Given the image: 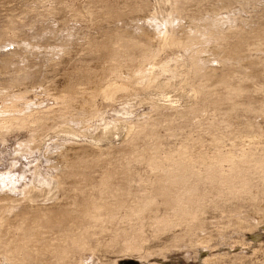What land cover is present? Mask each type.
<instances>
[{
    "label": "rangeland",
    "instance_id": "1",
    "mask_svg": "<svg viewBox=\"0 0 264 264\" xmlns=\"http://www.w3.org/2000/svg\"><path fill=\"white\" fill-rule=\"evenodd\" d=\"M0 264H264V0H0Z\"/></svg>",
    "mask_w": 264,
    "mask_h": 264
},
{
    "label": "bare ground",
    "instance_id": "2",
    "mask_svg": "<svg viewBox=\"0 0 264 264\" xmlns=\"http://www.w3.org/2000/svg\"><path fill=\"white\" fill-rule=\"evenodd\" d=\"M175 2H176V1H175ZM182 8H183V7H182ZM182 14H183V13H182ZM179 15H180V14H179ZM179 15H178V16H179ZM183 16H184V14H183ZM183 16H182V17H183ZM176 17H177V16H176ZM178 18H179V17H178ZM204 32H205V31H204ZM171 36H172V35H171ZM207 37H208V36H207ZM163 38H164V37H163ZM170 38H172V37H170ZM170 38H169V39H170ZM190 38H191V37H190ZM212 38H213V37H212ZM188 39H189V38H188ZM167 40H168V38H167ZM170 40H171V39H170ZM173 40H174V39H173ZM173 40H172V42H173ZM186 40H187V39H186ZM260 40H261V39H260ZM175 41H177V40H175ZM175 41H174V42H175ZM178 41H180V40H178ZM189 41L191 42L190 39H189ZM162 42H164V40H162ZM168 42H169L170 44H174V43H172V42L169 41V40H168ZM181 42H182V41H181ZM169 43L166 42V44H169ZM176 43H177V42H176ZM176 43H175V44H176ZM178 43H180V42H178ZM182 43H183V42H182ZM186 43H188V42L186 41ZM186 43H183V44H186ZM162 44H163V43H162ZM162 44H161V45H162ZM166 44H164V45H166ZM183 44H182V46H183ZM176 45H177V44H176ZM186 45H188V44H186ZM189 45H190V43H189ZM189 45H188V46H189ZM162 46H163V45H162ZM169 46H170V45H169ZM173 46H175V45H172V47H173ZM190 46H191V45H190ZM257 47H258V46H257ZM175 48H176V47H175ZM172 49H173V48H172ZM180 49H181V48H180ZM142 65H143V64H142ZM198 69H199V68H198ZM198 69H197V70H198ZM141 70H142V69H141ZM142 71H143V70H142ZM140 73H141V72H140ZM136 75H138V73H137ZM139 75H140V74H139ZM112 84H113V83H112ZM123 85H124V84H123ZM123 85H122V86H123ZM228 85H229V84H228ZM122 86H121V85H120V86H115V85H114L113 87L110 88L109 85H108L109 88L106 89V90H104L105 97H106V96H108V97L110 96V97H111V95L113 94V92H115L116 90L118 91L119 89H122ZM231 87H232V86H231ZM235 87H236V86H235ZM106 88H107V87H106ZM123 89H124V88H123ZM238 90H239V89H238ZM235 91H236V90H235ZM69 102H70V101H69ZM62 103H63V101H62ZM33 142H34V141H33ZM34 143H36V142H34ZM27 145H28V144H27ZM33 145H34V144H33ZM28 146H30V145H28ZM28 146H26V147H28ZM24 147H25V146H24ZM30 147H31V146H30ZM30 147H29V148H30ZM32 149H33V148H32ZM184 157H185V156H184ZM147 158H148V157H147ZM149 158H150V157H149ZM169 158H170V157H169ZM187 158H188V157H187ZM150 159H151V158H150ZM176 160H177V159H176ZM59 161H60V160H59ZM149 161H151V160H149ZM172 161H173V160H172ZM173 162H174V161H173ZM179 162H180V161H179ZM151 163H152V161H151ZM169 163H171V162H169ZM176 163H177V162H176ZM187 163H188V162H187ZM192 163H193V162H192ZM159 164H160V163H159ZM172 164H173V163H172ZM178 164H179V163H178ZM170 165H171V164H170ZM157 166H158V165H157ZM179 166H180V165H179ZM182 166H184L183 163H182V165H181L180 167H182ZM186 166H187V164H186ZM186 166H185V167H186ZM189 166H193V165L189 164ZM61 167H62V166H61ZM150 167H151V166H150ZM170 167H171V166H170ZM170 167H169V169H170ZM174 167H175V168H173V169L176 170V166H174ZM180 167H178L177 169H179ZM166 168H167V167H166ZM171 168H172V167H171ZM186 168H187V167H186ZM157 169H158V168H157ZM187 169H189V168H187ZM191 169H192V167H191ZM167 170H168V169H167ZM179 170L181 171V169H179ZM179 170H178V172H179ZM164 171H165V170H164ZM169 171H171V170H169ZM172 171H173V170H172ZM172 171H171V172H172ZM190 171H191V170H190ZM175 172H176V171H175ZM175 172H174V173H175ZM182 172H183V169H182ZM182 172H181V173H182ZM184 172H185V171H184ZM187 172H188V171H187ZM161 173H162V172H161ZM181 173H180V174H181ZM193 173H195V172H193ZM176 174H178V173H176ZM182 175H183V174H182ZM186 175H187V174H186ZM192 175L194 176V174H192ZM192 175H191V176H192ZM211 175H212V174H211ZM162 176H163V175H162ZM175 176H176V175H175ZM183 176H184V175H183ZM196 176H197V174H196ZM158 177H159V176H158ZM160 177H161V174H160ZM172 177H173V176H172ZM177 177H178V176H177ZM179 177L181 178L182 176L180 175ZM194 177H195V176H194ZM198 177H199V176H198ZM201 177H202V176H201ZM209 177H210V176H209ZM161 178H162V177H161ZM180 178H179V180H180ZM184 178H185V177H184ZM192 178H193V177H192ZM172 179H173V178H172ZM172 179H171V180H172ZM181 179H182V178H181ZM160 180H161V179H160ZM167 180H168V179H167ZM176 181H177V180H175V181L173 180V184H174V182L177 183ZM154 182H155V181H154ZM158 183H159V182H158ZM161 183H162V181H161ZM168 183H169V182H168ZM170 183H171V182H170ZM178 183L180 184V183H182V182H179V181H178ZM183 183H184V182H183ZM165 184H166V182H165ZM184 185H186V184H184ZM160 186H162V185H160ZM102 187H103V186H102ZM108 187H109V186H108ZM157 187H159V186H157ZM166 187H167V186H166ZM166 187H165V188H166ZM174 187H175V186H174ZM177 187H178V185H177ZM187 187H188V186H187ZM104 188H105V187H104ZM163 188H164V187H163ZM167 188H168V187H167ZM107 189H108V188H107ZM155 189H156V188H155ZM170 189H171V186H170ZM170 189H167V190H170ZM175 189H177V188H175ZM105 190H106V189H105ZM156 190H157V189H156ZM165 190H166V189H165ZM167 190H166V191H167ZM171 190H172V189H171ZM102 191H103V190H102ZM172 191H173V190H172ZM99 192H100V191H99ZM110 192H111V191H110ZM160 192H161V191H160ZM160 192H159V193H160ZM100 193H101V192H100ZM102 193H103V195H104V192H102ZM163 193L167 194V192H163ZM163 193H162V195H163ZM169 193H170V192H168L167 196L169 195ZM171 193H172V192H171ZM175 193H176V191H175ZM178 193L181 194L182 192H181V193L178 192ZM115 194H116V193H115ZM172 194H173V193H172ZM176 194H177V193H176ZM179 194H178V196H179ZM182 194H183V193H182ZM182 194H181V197H182ZM116 195H117V194H116ZM118 195H119V194H118ZM174 195H175V194H174ZM106 196H107V195H106ZM108 196H109V195H108ZM111 196H112V195H111ZM172 196H173V195H172ZM172 196H171V195L168 196V197H169L168 199H169V200L172 199ZM173 198H174V197H173ZM98 199H99V198H98ZM103 199H104V198H103ZM109 199H110V198H109ZM149 199H150V198H149ZM165 199H166V198H165ZM168 199H166L165 201H167ZM101 200H102V199H101ZM104 200H105V199H104ZM110 200H111V199H110ZM113 200H114V199H113ZM116 200H117V199H116ZM150 200H151V199H150ZM150 200H149V201H150ZM154 200H155V199H154ZM173 200H176L177 203H179L181 199L178 198L177 195H176V198L170 200V202H172ZM90 201H91V200H90ZM98 201H99V200H98ZM118 201L121 202V200H118ZM142 201H143V200H142ZM149 201H147L148 204L151 203V202H149ZM151 201H152V200H151ZM176 201H175V202H176ZM184 201H185V200H184ZM85 202H86V201H85ZM100 202H101V201H100ZM106 202H107V201H105V204H106ZM109 202H110V201H109ZM109 202H108V203H109ZM122 202H123V201H122ZM163 202H164V201H163ZM170 202H169V203H170ZM91 203H92V202H91ZM91 203H90V204H91ZM139 203H140V202H139ZM152 203H153V202H152ZM180 203H182V202H180ZM186 203H187V202H186ZM90 204H89V205H90ZM97 204H98V203H97ZM102 204H104V203L102 202ZM102 204H98V205H102ZM111 204H112V203H111ZM137 204H138V203H137ZM148 204H147V205H148ZM172 204H173V203H172ZM184 204H185V203H184ZM86 205H87V204H86ZM91 205H93V203H92ZM107 205H108V204H107ZM154 205H155V204H154ZM166 205H167V202H166ZM177 205H179V204H177ZM84 206H85V205H84ZM102 206H103V205H102ZM104 206H106V205H104ZM109 206H110V205H109ZM134 206H136V205H134ZM180 206H182V205H180ZM186 206H187V205H186ZM80 207H82V206H80ZM85 207H86V206H85ZM88 207H89V206H88ZM96 207H97V205H96ZM136 207L141 208L142 205H141V207H139V206H136ZM145 207H146V206H145ZM148 207H149V205H148ZM183 207H184V206H183ZM78 208H79V207H78ZM83 208H84V207H83ZM94 208H95V207H94ZM106 208H107V209H106ZM106 208H105V209L108 210L109 207L106 206ZM110 208H111V207H110ZM175 208H176V207H175ZM84 209H85V208H84ZM86 209H87V208H86ZM92 209H93V206H92ZM98 209H99V208H98ZM141 209H142V208H141ZM141 209H140V210H141ZM143 209H144V204H143ZM143 209H142V210H143ZM184 209H185V207H184ZM186 209H187V208H186ZM93 210H94V209H93ZM95 210H96V208H95ZM100 210H101V209H100ZM100 210H99V211H100ZM144 210H148V209H144ZM182 210H183V209H182ZM81 211L83 212V210L80 209V213H81ZM87 211H88V210H87ZM87 211H85L83 214H85ZM136 211H137V210H136ZM138 211H139V210H138ZM49 212H50V211H49ZM88 212L90 213V212H91V209H90V211H88ZM88 212H87V213H88ZM92 212H93V214H94V211H92ZM100 212H101V211H100ZM100 212H98V213H100ZM144 212H145V211H144ZM141 213H142V212H141ZM81 214H82V213H81ZM81 214H80V215H81ZM83 214H82V215H83ZM90 214H91V213H90ZM102 214H103V213H102ZM189 214H190V213H189ZM45 215H46V214H45ZM86 215H87V214H86ZM86 215H84V216H86ZM95 215H96V214H95ZM99 216H100V215H99ZM49 217H50V216H49ZM86 217H87V216H86ZM90 217H91V216H90ZM45 218H46V217H45ZM80 218H81V217H80ZM87 218H88V217H87ZM92 218H93V217H91V219H92ZM77 219H78V218H77ZM88 219L90 220V218H88ZM94 220H95V219H94ZM91 221H92V220H91ZM80 222H81V221H80ZM85 224H86V223H85ZM81 225H82V224H81ZM91 225H92V224H91ZM18 226H19V225H18ZM18 226H17V227H18ZM19 227L21 228V226H19ZM20 228H19V231H21ZM17 229H18V228H17ZM37 230H38V229H37ZM16 231H17V230H16ZM36 232H37V231H36ZM38 233H40V232H38ZM68 235H69V234H68ZM21 237H23V236L21 235ZM23 239H24V238H23ZM23 239H21L22 242H23ZM74 239H75V238H74ZM25 242H26V241H25ZM30 242H31V241H30ZM17 243H18V242H17ZM19 243H20V241H19ZM23 243H24V242H23ZM23 243H22V244H23ZM27 243H29V242H27ZM31 243H33V242H31ZM34 243H35V242H34ZM34 243H33V244H34ZM36 243H37V241H36ZM49 243H50V242H49ZM55 243H56V242H54V244H55ZM13 244H14V243H13ZM50 244H51V243H50ZM14 245H15V244H14ZM24 245H26V244H24ZM24 245H22V246L25 248ZM30 245H31V244H30ZM46 245H47V244H46ZM12 246H13V245H12ZM26 246H27V245H26ZM32 246H33V245H32ZM34 246H35V245H34ZM39 246H40V245H39ZM20 247H21V246H20ZM37 247H38V246H37ZM37 247H36V248H37ZM41 247H42V246H41ZM46 247H47V246H46ZM54 247H55V246L53 245V249H54ZM18 248H19V247H18ZM33 248H34V247H33ZM36 248H35V249H36ZM38 248L40 249V247H38ZM38 248H37V249H38ZM43 248H45V247L43 246ZM47 248H49V246H48ZM55 248H56V247H55ZM57 248H58V247H57ZM31 249H32V248H31ZM45 249H46V248H45ZM50 249H51V247H50ZM40 250H41V249H40ZM44 251H45V250H44ZM47 251H49V250H47ZM58 251H59V250H58ZM60 251H61V250H60ZM60 251L58 252L57 255H58V256H59V255H61V256H65V255H62V254H61L62 252H60ZM40 252H41V251H40ZM59 257H60V256H59ZM62 259H64V258H62Z\"/></svg>",
    "mask_w": 264,
    "mask_h": 264
}]
</instances>
